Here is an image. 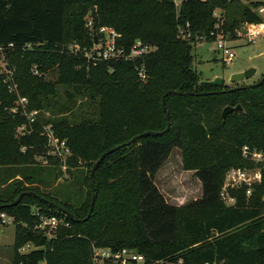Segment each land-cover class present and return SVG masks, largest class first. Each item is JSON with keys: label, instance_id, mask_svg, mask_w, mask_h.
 Instances as JSON below:
<instances>
[{"label": "trees", "instance_id": "trees-1", "mask_svg": "<svg viewBox=\"0 0 264 264\" xmlns=\"http://www.w3.org/2000/svg\"><path fill=\"white\" fill-rule=\"evenodd\" d=\"M236 1L184 0L178 8L174 0H0V167L34 164L38 154L58 168L55 178L65 172L74 176L73 170L81 166L88 172L82 183L88 188L82 187L77 198L70 180L66 189L46 191L41 184L47 183L23 168L9 175L0 204L34 191L74 216L31 194L0 208L15 223L11 264H94L95 248L133 249L145 255L144 264H176L180 259L183 264H264V166L249 197L246 187L232 191L235 205L220 195L228 168L255 166L243 157L242 147L264 149V81L230 91L225 84L203 82L192 67L193 44L215 41L217 31L235 39L241 21L262 20L258 9L264 1L252 2L238 12L239 19L231 18ZM88 3L93 4L92 28L85 19ZM217 9L225 20L219 29ZM104 26L120 34L117 44L126 52L137 39L155 48L139 58L93 61L85 52ZM187 29L190 38L181 34ZM35 66L41 77L33 72ZM142 66L144 80L138 76ZM47 73L53 79H45ZM14 83L28 98L29 109L34 102L49 116L31 122L22 108L12 114L19 98ZM59 85L71 87L65 89L68 102L54 100ZM170 89L190 92L166 96L170 130L128 144L145 131L166 128L162 97ZM204 91L220 92L192 94ZM237 104L243 110L223 120V108ZM23 124L25 130L18 132ZM47 124L70 147L66 161L48 154ZM227 133L233 134L230 146L223 139ZM120 144L96 170V199L86 218L94 192L91 168L103 152ZM174 147L185 151L188 168L196 170L202 184L201 197L182 208L167 201L155 182ZM17 175L22 179L15 181ZM37 211L64 218L69 225H59L48 236L38 226ZM26 246L33 248L22 252Z\"/></svg>", "mask_w": 264, "mask_h": 264}, {"label": "rangeland", "instance_id": "rangeland-1", "mask_svg": "<svg viewBox=\"0 0 264 264\" xmlns=\"http://www.w3.org/2000/svg\"><path fill=\"white\" fill-rule=\"evenodd\" d=\"M255 1H264V0H237L231 6H236V10L234 11L233 16L231 18H240V12L244 7H251L252 2ZM93 6L92 3H88L85 10V19L87 21V25L92 28L94 22V14L90 11V8ZM233 9H231L232 11ZM217 12L222 16V12L220 9H217ZM224 13V11H223ZM106 27V30H99L101 36L99 40L93 43V45L87 48L86 52L94 49L97 46V43L106 41V32L112 31L113 28ZM247 25L246 22L241 21L240 25H238V31L241 33H237V38L231 39V36L225 35V38L229 40V43L233 46L234 51L236 53V57L231 64H227L222 59V53L218 50L217 44L215 41L209 40H201L193 44L192 53L194 55V60L192 63V67L199 73L200 78L202 80H210L215 76H222L225 80V85L230 87H235L238 85L244 84H252L254 82L259 81L264 75V35L257 38L256 41L248 40L246 36ZM114 30V29H113ZM115 31V30H114ZM116 32V31H115ZM220 34L221 31H219ZM112 36V34H109ZM76 49H79L80 46L76 44ZM85 52V50H84ZM85 52V53H86ZM250 67H255L257 69L255 75L251 79H247L241 82L230 83L229 78L232 73L236 72L240 69H247ZM35 74H38L40 77L43 75L42 72L38 71L36 66L33 70ZM45 79H53L52 74H44ZM13 89L17 93V95L22 96L21 90L17 88V83L13 84ZM68 86L59 85L58 86V96L54 97L55 101L68 102L67 95L65 94V89ZM71 89V87L67 88ZM79 102V101H78ZM33 108L29 109L26 107L27 112L36 111L39 113V116H36V120H40L41 122L47 118L50 114L48 111L39 110L36 107V103H32ZM39 121V122H40ZM51 127L50 124L44 126L45 133L47 132V128ZM235 130V129H234ZM238 132V131H237ZM233 135V134H232ZM232 135L230 136L227 133L224 136V141L228 143L230 146V142L232 139ZM230 148V147H229ZM50 147H47V152H49ZM23 150V149H22ZM231 150V148H230ZM24 151V150H23ZM33 159L36 160L34 164L28 165H18V166H3L0 167V193L5 189L7 179L9 175L15 170L22 169L26 171L28 175H35L38 178L44 180L48 186L42 185L46 191H53L56 187H60L62 189H66V186L69 184L68 181L74 182L73 191L77 194L74 195V198H77L78 192L83 187L85 189L88 188L87 183H83V178H86L87 168L86 166H81L75 168L74 176L70 173H66L67 166L66 163L63 162L62 171L65 172L61 178H55L56 172L58 168H53L49 164H47V158L42 157L38 154L33 156ZM21 160L25 162L29 160L28 157H22ZM186 160V161H185ZM64 161V160H63ZM206 164V163H204ZM187 165H190V162L187 161L185 157V151L180 147H174L172 152L168 158V160L164 163V165L157 172L155 177V182L160 189V191L164 194L167 201L170 203L176 204L179 207H184L185 204L195 200L202 195V184L201 181L197 178L194 168H188ZM256 172V178H259V170L254 169V166L248 167ZM36 171H41L40 174H36ZM74 177V178H73ZM22 178L16 179L15 181L21 180ZM24 183V179L22 180ZM39 183V182H38ZM68 183V184H67ZM67 191V190H66ZM7 218L10 216L7 214ZM15 242V223L14 219L7 221L6 219H2L0 217V264H11L12 259L14 257V248L13 244ZM199 243H195L194 246H198ZM32 246H26L21 249L22 252H28L32 249ZM93 263L102 264L101 260H96L93 258ZM44 264V263H42ZM143 264V263H138Z\"/></svg>", "mask_w": 264, "mask_h": 264}, {"label": "built area", "instance_id": "built-area-1", "mask_svg": "<svg viewBox=\"0 0 264 264\" xmlns=\"http://www.w3.org/2000/svg\"><path fill=\"white\" fill-rule=\"evenodd\" d=\"M176 6L179 8L184 0H174ZM258 12L262 16V20L260 22L246 23V36L250 41H256L257 38L264 35V7L258 9ZM214 15L218 19V23L216 24V29H219L221 25L224 23V17L221 16L217 10L214 12ZM102 31L106 30V27H102ZM239 32V31H237ZM216 44L219 51L222 53V59L227 63H233L236 53L234 51L233 46L229 43V40L225 38L223 34H220L218 31L216 32ZM240 33V32H239ZM109 34H112L110 36ZM181 34L184 38H190L191 32L187 29V31L182 30ZM213 34V32H212ZM241 34V33H240ZM106 41L97 43V46L86 52L88 58H91L93 61L100 60H108L114 58H125V59H134L143 57L149 54L154 50V45L149 43H144L141 39L135 40V42L131 45L128 52L122 46L117 44V37L120 34L116 33L113 29L112 31L106 32ZM138 76L141 80L146 79L147 73L145 70V66L139 68ZM27 104L28 98L25 96H20L18 100L15 101L14 106L11 108L10 112L13 114L17 113L19 108L24 109L27 114L29 120L31 122L36 120V111L27 112ZM25 124L19 126L17 128L18 132H23L25 130ZM48 137V147H50L48 154L60 157V159L66 161L67 157L71 154V149L67 145L66 140H61L57 136H55L54 131L51 127L47 128V132L45 133ZM24 149V147H23ZM242 155L245 158H248L255 163V168L259 170V178H256V172L248 167H230L225 172L224 182L221 188V198L228 205H235L237 197L232 193L233 190H239L243 187H246V195L249 197L253 193V189L255 184L260 182L262 169L264 166V149H257L256 147H251L249 145H244L242 147ZM41 222L38 225L39 228L45 229L48 236H53L56 229L59 225H69L68 222H65L64 218H59L55 215L44 216L41 215L40 212L36 213ZM2 219H6L7 221L11 220L13 217L9 216L7 218L6 213L2 212L0 214ZM96 260H101L102 264H138L145 263L146 257L145 255L136 252L133 249L123 248L118 251H112L110 248H95L94 256ZM96 264V263H95ZM176 264H183V261L180 259ZM206 264H224V263H206Z\"/></svg>", "mask_w": 264, "mask_h": 264}, {"label": "water", "instance_id": "water-1", "mask_svg": "<svg viewBox=\"0 0 264 264\" xmlns=\"http://www.w3.org/2000/svg\"><path fill=\"white\" fill-rule=\"evenodd\" d=\"M257 69L255 67H250V68H247L245 70H242V71H236L234 73L231 74L230 78H229V82L230 83H236V82H241V81H244V80H247V79H251L255 73H256ZM203 82H207V83H210V84H213V85H216V86H221V85H224L225 84V80L222 76H215L213 79H210V80H202ZM264 81V75L262 76V78L257 81V82H254L252 84H249L251 86H257V85H260L262 82ZM243 87H246V86H235V87H231L229 90L230 91H234L236 89H239V88H243ZM223 91H226V90H223ZM220 91H204V92H201V93H192V94H209V93H218ZM190 92H187V91H181V90H175V89H170V90H167L163 97H162V105H163V109H164V112L166 114V117H167V126L164 130H160V131H152V130H148V131H145L141 134H138L136 136H134L130 141H128V144L132 143L133 141H136L144 136H147V135H150V134H153V135H159V134H164L166 132H168L171 128V124H172V117H171V113L169 111V109L167 108L166 106V96L169 95V94H178V95H185V94H189ZM235 110H243V107L241 104H237V105H226L223 110H222V118L223 120L226 119L227 115ZM124 144H120V145H117V146H114L108 150H106L105 152H103L101 154V156L96 160V162L93 164L92 168H91V171H90V179H91V184H92V187L94 189V192H93V196H92V200H91V203H90V208H89V212L87 214V217L86 218H89L92 214V211H93V208H94V203H95V199H96V187H95V173H96V170L98 169L99 165L104 161V159L106 158V156H108L109 154H111L112 152L114 151H117L119 150ZM26 194H31V195H34L35 197H37L38 199L54 206L58 211L64 213L65 215H67L68 217H70L71 219H74V216L73 214L68 211L67 209H65L64 207H62L61 205L57 204L56 202L54 201H50L48 199H46L45 197L39 195L38 193L34 192V191H23L21 192L18 197L10 202V203H3V204H0V208L2 207H6V206H10V205H14L16 203H18L21 198L26 195ZM215 235V233L213 234Z\"/></svg>", "mask_w": 264, "mask_h": 264}, {"label": "crops", "instance_id": "crops-1", "mask_svg": "<svg viewBox=\"0 0 264 264\" xmlns=\"http://www.w3.org/2000/svg\"><path fill=\"white\" fill-rule=\"evenodd\" d=\"M243 69L237 70V71H242ZM164 165V164H163ZM16 178H20V175L15 176ZM12 180V179H11Z\"/></svg>", "mask_w": 264, "mask_h": 264}]
</instances>
